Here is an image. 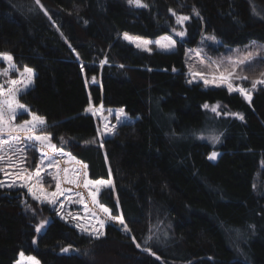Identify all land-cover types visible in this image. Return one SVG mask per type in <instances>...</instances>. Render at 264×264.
<instances>
[{
	"label": "trees",
	"instance_id": "16d2710c",
	"mask_svg": "<svg viewBox=\"0 0 264 264\" xmlns=\"http://www.w3.org/2000/svg\"><path fill=\"white\" fill-rule=\"evenodd\" d=\"M143 2L148 7L0 0V53L16 66L9 74L34 72L18 99L77 159L65 194L41 207L50 221L39 236L40 213L25 208L32 200L25 205L24 192L0 187V264H15L21 253L41 264H264V87L249 103L225 87L188 83L187 68V50L204 34L229 48L264 45V0ZM170 9L190 17L176 51L148 53L123 40L172 34L178 25ZM1 68H8L2 59ZM93 77L100 84L88 87ZM92 103L122 108L134 121L102 147L97 120L85 111ZM216 103L243 120L203 107ZM30 119L18 111V122ZM214 130L224 134L216 161L209 159L214 147L200 138ZM86 179L111 185L85 187Z\"/></svg>",
	"mask_w": 264,
	"mask_h": 264
},
{
	"label": "rangeland",
	"instance_id": "374dc122",
	"mask_svg": "<svg viewBox=\"0 0 264 264\" xmlns=\"http://www.w3.org/2000/svg\"><path fill=\"white\" fill-rule=\"evenodd\" d=\"M126 1L128 2V0H126ZM131 6H134V5H131ZM134 7H136V6H134ZM186 23H187V21L183 25V30L185 31V35L183 37L176 35V32L181 30L180 25H178V28L175 29V31H173L172 34L164 35L158 39L143 38V37H139V36H133L130 34H128V36H130L132 38H137L141 41H143V40L150 41L151 43L148 45L150 51L148 53H153L155 50L160 51V52H165V53L174 52L178 49V42L184 41L186 39V34H187ZM124 35L125 34L122 35L123 40H125ZM211 36L212 35L204 34L197 46L190 47L187 50L188 76H189V79L193 80L192 83L203 84V81H200L198 77L196 79H193V77L189 74V67L190 66H192V69L194 72L195 71H201L204 73H208L209 71H211V69L208 67L211 61H215L217 63H222L224 66H227L230 61H236L239 59L247 58L250 61V63L242 65L241 68L243 69V74L246 75L248 77V79L243 80V81H233V83H234V85H237V86H242L245 88H251L252 80L259 78L260 74L264 73V45L253 42L252 44L245 46V47L229 48V47L223 46L222 42L220 40H218L217 38H215V40L207 39L208 37H211ZM165 38H170V39L174 40L176 42L175 48H173L170 51L159 48L156 44V41L165 42ZM125 41H127L129 44H131L135 48H137L134 43H130L128 40H125ZM137 49L144 51L141 48H137ZM198 51L200 52L199 55H197ZM144 52H146V51H144ZM249 52L253 53L252 57L248 56ZM256 53H259V54L257 55ZM212 67H214V65ZM240 70L241 69H238V71H240ZM1 71H3L2 68H1ZM10 79H12L11 74H9L7 77L0 75V85H4L5 90L9 87V85L6 83V81H8ZM91 84H100V81L95 77L90 78V79L87 78L88 87ZM221 87L227 88L226 86H221ZM262 87H264V85H257V90L259 88H262ZM206 88H218V87H214V86L209 85ZM253 93H252V95H253ZM208 105H209V108L204 107V109L207 110L210 113V115L217 117V118H222V117H233L234 118V117H237L235 114L242 115L241 113H237V112H233V111L228 110L227 108H225L220 103L208 104ZM217 105H218L219 115H217L216 113L211 111V107L217 106ZM91 106H92L93 110L97 112V115H95V118L97 120L98 129L103 131L105 122H107L109 124V127L114 126V131L112 133H106L103 136L98 134L95 141L98 142L100 145H102V147H104L105 139L113 136L117 132L118 128L121 125L134 121V119L130 115H128L125 112V110L122 108H106L103 105L96 106L93 103L91 104ZM121 109L123 110V115L121 116V118L119 120H117V118H116L117 113H119ZM16 117H15L13 123L16 125L22 124L23 122H18L16 120ZM46 126L47 125L45 124L42 128L38 129L35 134L49 135L51 138L50 142L55 145V150L48 149L46 147L41 148V146L38 142L29 141L25 138L24 133H19V134H13V135H19L20 141L15 142L11 145L5 146L4 153H0V155L4 156V159L0 160V167L3 168V171H0V182H2L5 185V186H3V188H7L9 190H15V191L20 190V191L24 192L21 194L22 195L25 194V197H26V199L24 200L25 205L27 203H29L30 200H32L31 203L29 204V206L27 205L28 207L26 206L25 208H26V211L29 212L30 214L37 215V211L35 212V210H34L36 207L38 209V212L40 213L39 217L37 215V217H38L37 219L39 220V222H38V225L36 226V228L41 223H44V227L41 229V231L39 233L37 232L38 236L46 230V228L49 224V221H50L49 217H47L45 214L43 215V213L41 214V212H42L41 207L49 204V203H47V199L52 198L50 194L56 191L55 185H56L57 181L55 179H53V177L55 176V177H57V179H59L61 189L64 190V194H65L66 184L72 175V172L75 168L76 161H77V159L75 158L73 153L67 148L68 142L66 140H63L62 145H57L53 141L51 134L46 132ZM223 135H224L223 132L217 131V130H214L212 132L200 135V138L202 140L209 142L214 147L215 150L213 152L217 153V155L214 159H211L213 161H216L221 154V152L218 151V148L222 143ZM213 137H218L219 139L217 141H214L212 139ZM0 139H11V137L8 135H4V136H0ZM15 148L24 149V152H23L24 162H23V164L19 163V156L13 155V150ZM41 152L45 153L47 155V157L54 158L55 160H58L59 161L58 167H49L47 159L45 160L43 165H40ZM61 154H63V155H61ZM69 155L74 159L69 160ZM9 157H11V160L9 159ZM37 165H40V169H41V172H40L41 184L39 186H37V184H36L37 178L35 177V170H36ZM22 168L27 169V172H22L21 171ZM65 170H67V171H65ZM28 173L32 174V178L30 180L27 178ZM258 179H260V178H258ZM258 179L256 182L257 187H259V185L261 184V183H259ZM20 184H29L30 186H32L33 192H35L37 195L44 194V196H45L44 202L33 199L32 194L28 192L27 187L16 186V185H20ZM8 185H14V186L8 187ZM112 185L114 187L113 178H112ZM41 190H42V192H41ZM63 195H58L55 198V201L59 200V198H61ZM35 242H37V237L35 239ZM143 249H145V248H143ZM148 250L149 251H146V252L152 254V251L150 249H148ZM65 252H70V249H67V251H65ZM28 257H34V256L23 255V257H21V255H20L19 260L15 264H29V261L27 259ZM39 264H41V263L39 262Z\"/></svg>",
	"mask_w": 264,
	"mask_h": 264
},
{
	"label": "snow or ice",
	"instance_id": "6c2138e0",
	"mask_svg": "<svg viewBox=\"0 0 264 264\" xmlns=\"http://www.w3.org/2000/svg\"><path fill=\"white\" fill-rule=\"evenodd\" d=\"M130 5H134L136 7H148L147 4L143 3V0H128ZM37 4H39V0H37ZM41 7H43L41 5ZM172 15L175 17L176 24L181 26V30L176 32L177 36L183 37L185 35V31L183 30V25L186 21L190 19L189 16L187 15H178L176 12L172 11L170 9ZM193 14L196 16H199V12L193 8ZM175 31V29H174ZM124 39L128 40L130 43H134L137 48H141L142 50L149 52L150 49L148 45L151 43L150 41L147 40H139L137 38H132L128 36V34L124 35ZM207 39L215 40L214 36L208 37ZM156 44L159 48L164 49V50H172L175 48L176 42L170 38H165V42L161 41H156ZM202 51V50H201ZM200 52H197V55H199ZM257 55L259 53H256ZM249 57L253 56L252 52L248 53ZM0 59L3 61L7 62L8 68L4 69L3 71H0V75L3 76H8L9 75V70L10 69H15V64L13 63V57L10 54L7 53H0ZM107 61H104L106 63ZM247 63H250V61L245 58V59H239L236 61H230L227 66H224L222 63H217L215 61H211L209 64V68L211 71L208 73H204L201 71H193L192 66L189 67V74L193 77V79H196L197 77L199 78L200 81H203V84L205 87H208L209 85L214 86V87H221V86H226L227 90L229 93L233 92H238L241 96L244 97L245 100H247L249 103L251 102V96L254 91L257 90V85H264V73H261L259 78L252 80L251 88H245L242 86H237L234 85L233 81H243L247 80L248 77L243 74V69L241 68L242 65H245ZM214 65V67H212ZM238 69H241L238 71ZM175 71V69H173ZM20 79H10L6 81V83L9 85V87L5 90L4 85H0V136L8 135L11 137V139H0V153H4L5 146L11 145L15 142L20 141V136L19 135H13V134H19V133H24L25 138L29 141H34L38 142L41 146V148H48L55 150V145L50 142V136L49 135H38L35 134L38 129L42 128L46 124L45 118L33 114L30 112V110L23 104L20 103L18 96L20 93L24 92L33 82V77H34V72L31 68L24 67L23 71L19 73ZM193 80L190 79L188 83H192ZM102 107V106H101ZM203 107L209 108L208 104H205ZM18 110H20L22 113H27L28 115H31L30 120H25L22 124L16 125L13 123L15 117L18 114ZM86 112H91L94 116L97 115V112L93 110L91 104L87 109H85ZM211 111L219 115L218 112V105L217 106H212ZM123 115V110L121 109L119 113H117V120L121 118ZM237 118L243 120V116L240 114H235ZM114 131V126L109 127V124L107 122L104 123V130L101 131L100 129H97V132L99 135L103 136L106 133H112ZM63 139V138H61ZM214 141H217L219 138L218 137H213L212 138ZM102 146V145H101ZM24 149L22 148H15L13 150V155L19 156V163L23 164L24 162V156H23ZM63 155V154H61ZM217 153L213 152L210 156L209 159H214L216 157ZM4 156L0 155V160H3ZM11 160V157H9ZM48 160V166L49 167H58L59 161L55 160L54 158L47 157V155L43 152H41V160H40V165H43L45 160ZM74 159L69 155V160ZM40 165H37L36 170H35V177L36 179V184L39 186L41 184V169ZM85 168H87V165H84ZM0 171H3V168L0 167ZM22 172H27V169L22 168ZM67 171V170H65ZM87 174L85 173V176ZM27 178L30 180L32 178V174L28 173ZM55 179L56 185V191L51 193L50 199H47V203L49 204H54L55 203V198L58 195H63L64 190L61 189L60 186V181L57 179V177H53ZM70 183H76L75 180L69 181ZM94 185V186H101V185H111L110 181H105V180H97V181H92V180H85V187H88V185ZM5 186L2 182H0V187ZM14 185H8V187H12ZM19 187H27L28 192L32 194L33 199L39 200L41 202H44L45 196L44 194L37 195L35 192H33L32 186L29 184H20L16 185ZM99 189L97 188V191ZM42 192V190H41ZM92 195L93 202H96V194L90 193ZM81 203H83V198L81 197L80 200ZM85 207H87L85 205ZM101 211L104 213H109V209L107 207H102L101 206ZM95 215V214H93ZM110 219L117 220L120 224H124V221L121 217H111L109 215ZM103 222L100 223V227L103 228ZM44 227V223H41L37 228L36 232H40L41 229ZM79 227V225H78ZM125 232H128L129 229L127 226H124L123 229ZM81 231H86V229L81 228ZM90 236L93 235V233H89ZM100 235H103L102 232L96 233L95 238H99ZM35 243V241H33ZM139 247V245H137ZM145 251H149L147 248L144 249ZM67 251V249H65ZM21 257H23V253L20 254ZM29 261V264H39V261H37L34 257H28L27 258Z\"/></svg>",
	"mask_w": 264,
	"mask_h": 264
}]
</instances>
